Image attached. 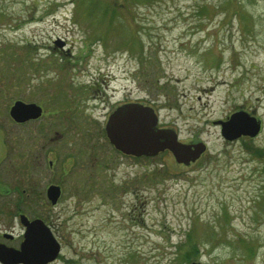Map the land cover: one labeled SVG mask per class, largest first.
<instances>
[{
  "label": "rangeland",
  "instance_id": "obj_1",
  "mask_svg": "<svg viewBox=\"0 0 264 264\" xmlns=\"http://www.w3.org/2000/svg\"><path fill=\"white\" fill-rule=\"evenodd\" d=\"M114 1L0 0V242L18 248L23 213L60 244L46 264H264V0ZM15 100L45 113L15 122ZM131 101L205 151L114 150L107 114ZM238 109L260 131L225 140Z\"/></svg>",
  "mask_w": 264,
  "mask_h": 264
},
{
  "label": "water",
  "instance_id": "obj_2",
  "mask_svg": "<svg viewBox=\"0 0 264 264\" xmlns=\"http://www.w3.org/2000/svg\"><path fill=\"white\" fill-rule=\"evenodd\" d=\"M8 113L15 122H23L39 117L41 107L34 102L15 100ZM157 122V114L151 106L140 102H126L116 106L108 114L104 131L110 144L125 155L154 156L169 150L177 163L188 165L206 149L203 142L179 141L174 129L159 127ZM219 124L221 135L228 141L241 136L253 137L261 127L260 120L243 109L231 112ZM60 192L59 185L50 184L45 195L51 204H55ZM19 221L24 226L23 239L18 248L0 242V263L46 264L55 259L60 244L45 222L40 218L29 219L23 213L19 214ZM4 236L10 238L11 234ZM189 264L205 263L193 260Z\"/></svg>",
  "mask_w": 264,
  "mask_h": 264
},
{
  "label": "trees",
  "instance_id": "obj_3",
  "mask_svg": "<svg viewBox=\"0 0 264 264\" xmlns=\"http://www.w3.org/2000/svg\"><path fill=\"white\" fill-rule=\"evenodd\" d=\"M115 1L111 0V3H106L103 4V10L104 12L110 11L112 13V15H115V5H114ZM101 37V36H100ZM126 43H130L129 40ZM144 48L142 42L140 44V50L142 51V49ZM254 151L256 152V154L259 156L262 154L263 150L255 148ZM264 155V154H263ZM21 193H23L22 191H20ZM18 201L20 202L21 199H18ZM19 204V203H17ZM182 246H180L179 248L182 249V256L184 261H190L191 259V255H196L198 252V243L197 241L192 237V235L190 233H187L186 239L184 240V242L181 243Z\"/></svg>",
  "mask_w": 264,
  "mask_h": 264
},
{
  "label": "flooded vegetation",
  "instance_id": "obj_4",
  "mask_svg": "<svg viewBox=\"0 0 264 264\" xmlns=\"http://www.w3.org/2000/svg\"><path fill=\"white\" fill-rule=\"evenodd\" d=\"M63 44V43H62ZM40 107H41V115L39 116V117H41L42 115H43V113H45V110H44V108H43V106L42 105H40V104H38ZM151 107H153V109L155 110V108H154V106H152L151 104H149ZM118 106V105H117ZM115 108V107H114ZM113 108V109H114ZM112 109V110H113ZM112 110H110L109 112H108V114L112 111ZM108 114H107V116H108ZM72 115V114H71ZM39 117H37V118H35V119H38ZM107 118V117H106ZM30 120V119H29ZM105 124V123H104ZM158 126H160L161 127V125H158ZM105 132V131H104ZM109 142V141H108ZM110 143V142H109ZM111 145V147H113L112 146V144H110ZM113 149L114 150H116L114 147H113ZM117 152H120V151H118V150H116ZM167 152H169L168 150H167ZM121 153V152H120ZM123 154V153H122ZM130 156H132V155H130ZM49 165H51L52 166V162L51 161H49ZM60 190H61V188H60Z\"/></svg>",
  "mask_w": 264,
  "mask_h": 264
}]
</instances>
